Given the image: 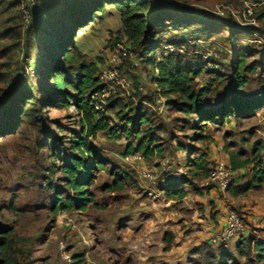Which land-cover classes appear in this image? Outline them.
<instances>
[{
    "label": "rangeland",
    "instance_id": "374dc122",
    "mask_svg": "<svg viewBox=\"0 0 264 264\" xmlns=\"http://www.w3.org/2000/svg\"><path fill=\"white\" fill-rule=\"evenodd\" d=\"M14 1L8 0V4ZM16 1L18 7L8 6L2 17V29H11L12 33L0 40L1 74L7 80L0 81V94L9 88L22 92L26 85L34 91L33 73L40 59L32 48L41 46L43 54L51 43L45 37L36 44L33 33H28L38 0L30 8L29 20L24 17L22 0ZM158 1L176 14L186 12L206 23L195 21L181 26L166 22L148 43L159 46L155 55L126 42L117 14H110L115 12L113 6H108L102 21L88 24L77 33L79 49L88 60L98 62L99 76L108 68L112 52L121 45L124 52L116 67L119 75L131 82L130 86L115 82L113 89L100 98L88 99L118 137L100 132L90 138L106 169L90 171L85 209L56 212L54 207L58 193L75 195L63 182L64 166L72 158V138L81 128L74 102L67 110L45 108L15 131L0 132V228L9 233L0 234V238L8 235L14 241L15 264H77L78 257L83 259L78 264H196L200 255H194L193 250L202 245L205 252L206 245L214 249V264H218L222 252L237 257L235 241H214L228 206L255 232L248 230L249 238L256 236L264 241V205L260 216L252 214L248 220L241 199L217 187L213 176L216 165L225 162L224 156L229 157L228 150L246 151L252 156L256 144L264 145V107L252 116L234 113L226 123L197 127L198 118L172 110L175 97L160 95L156 85L159 73L148 63L165 54L183 56L202 70L198 87H211L206 106L221 107L231 96L233 84L219 80L218 75H229L235 66L233 56L240 50L253 52L248 63L261 62L264 56V0ZM170 46L179 49L170 51ZM251 78L247 94L264 87V67H258ZM117 101L124 107H118ZM141 114H146L149 121L142 129L157 142L152 148H163L161 154L155 151L150 158L142 153L125 155L130 143L137 145L140 141L123 131L128 125L132 127L125 117L137 123ZM197 134H205L208 139L198 141ZM51 138H56L54 143ZM261 154L264 161V151ZM198 158L210 162L208 178L192 175L193 161ZM86 165L92 166L88 159ZM253 167L247 169V176L237 172L241 177L234 187L254 176ZM117 179L123 181V189H116ZM180 191L187 196L179 198ZM250 194L263 198L264 204V183ZM239 262L247 264L246 259Z\"/></svg>",
    "mask_w": 264,
    "mask_h": 264
},
{
    "label": "trees",
    "instance_id": "16d2710c",
    "mask_svg": "<svg viewBox=\"0 0 264 264\" xmlns=\"http://www.w3.org/2000/svg\"><path fill=\"white\" fill-rule=\"evenodd\" d=\"M18 5L16 0L11 4H8V0H0V40L3 36L12 33L11 29L4 30L1 27L5 11ZM108 6L116 7L121 16L122 36L134 49H141L150 55H155L159 46H151L148 43L158 33L159 28L165 27L166 22L173 25L181 24V26L193 24L195 21L206 23L198 16H191L186 12L176 14L168 8V5L159 3L158 0H38L28 33H33L31 37L36 44L42 43L45 37H48L51 43L43 54H40L41 46L37 45L32 48L34 50L31 49L38 51L37 57L40 59L39 66L33 73L34 91H30L26 85L22 92L9 88L0 94V132L15 131L23 122L37 118V112H43L45 108L60 107L67 110L72 102L75 103L80 115L81 128L79 134L72 138V158L63 169L65 175L63 182L75 195L64 197L62 193H58L54 199L56 212L74 207L85 209L86 202L89 201L86 187L90 183V171L94 168L106 169L104 162L101 161V153L91 146L90 138H96L100 132H110L114 137H118L117 131L110 126L92 102L88 101L92 99L90 96L100 95L106 86L98 74V62L88 60L76 42L78 31L97 20L102 21ZM233 32L246 33L245 30ZM244 51L245 53H241L240 50L233 56L235 66L232 67L229 75H218L219 80L232 82L233 91L217 109L206 106L211 87H198L202 70L195 68V65L189 63L186 58L171 53L163 55L158 61L148 60V63L153 65L159 73L156 85L160 95L168 99L175 97V100L171 102L172 110L190 118L194 116L198 118L197 127H206L217 121L226 123L230 120V115L234 113L244 117L255 115L264 107V87L259 88L254 94L245 92L251 82V75L257 72L258 67H264V56L261 62L255 60L248 63V57L254 53ZM73 72L76 75H72ZM0 81L7 82L1 74V64ZM117 106L124 107L119 101ZM123 111L121 110V113ZM125 119L132 127L128 128V125L123 131L129 137L140 138L137 145L130 143L126 147L125 155L133 156L142 153L150 158L155 151L160 154L163 152L161 145L155 146L156 150L152 148L157 144L154 136H148L142 129L143 125L149 122L146 114L138 116L137 123L127 117ZM196 137L198 141L208 139L205 134H197ZM55 140L56 138H51V143ZM258 144L255 145L252 156L246 151H227L232 171L240 172L243 176V169L254 165V176L251 180L235 187L233 183L229 186L228 191L235 197L246 196L252 189L261 188L264 183V161L261 154L264 151V145L258 146ZM87 159L92 166L86 165ZM193 166L191 173L194 177H209L210 162L206 158L195 159ZM123 187V181L117 179L116 189H123ZM178 194L179 198L187 196L185 191H180ZM6 232L7 230L0 228L1 235L9 234ZM234 243L237 244V257L234 258L229 251L222 252L218 264H240V259H246L247 264L264 262V241L258 237L243 236ZM14 246V241L8 235L0 238V264L17 262ZM206 246L208 247L206 252L203 245L193 250L194 255H200L199 262L196 264H204L206 260L208 261L206 264H214L216 261L214 249ZM11 253L12 255L9 256ZM76 259L77 264L83 261L79 257Z\"/></svg>",
    "mask_w": 264,
    "mask_h": 264
},
{
    "label": "built area",
    "instance_id": "2783aa9c",
    "mask_svg": "<svg viewBox=\"0 0 264 264\" xmlns=\"http://www.w3.org/2000/svg\"><path fill=\"white\" fill-rule=\"evenodd\" d=\"M23 6H26L24 9V17L26 20H29L31 18V7L35 5L34 0H22ZM126 42L131 45L130 42L127 41L125 38ZM118 46L115 48L114 52H112L111 57H110V62L108 68H105L103 70L102 74L100 75V79L102 80L103 84L106 86V88L102 91L100 95H104L106 92H109L113 89V84L115 82L125 86H130L131 82L126 76H121L118 73L116 65L119 64V59L120 55L124 52L123 47L118 44ZM130 47V46H129ZM129 47H127L129 49ZM132 47V45H131ZM130 47V48H131ZM176 48L179 49V47L175 46H170V51L175 50ZM169 49V47L167 48ZM127 50L125 49V52ZM99 94L96 96H90L92 99H95V97L98 99L100 98ZM136 155H133V157H136ZM215 172L213 173L214 178L216 179V184L217 187H219L222 190H227L229 186L236 182L238 179V183L240 182V177L241 176L237 173L232 171L229 161L225 162H220L219 165H216ZM248 225L247 223L243 220V217L238 214V212L232 207L228 206L225 212V217H224V223H223V228L222 230L216 235V238H214L215 242H227V241H239L243 236H248Z\"/></svg>",
    "mask_w": 264,
    "mask_h": 264
},
{
    "label": "crops",
    "instance_id": "0c3cea01",
    "mask_svg": "<svg viewBox=\"0 0 264 264\" xmlns=\"http://www.w3.org/2000/svg\"><path fill=\"white\" fill-rule=\"evenodd\" d=\"M114 7V6H113ZM116 7H114V11L115 12H112V11H110V14H113V13H115V14H117V16H118V18H119V26H120V28L122 29V21H121V16H120V14H119V12H118V10L116 9ZM106 12H108V10L106 11ZM105 16V15H104ZM84 53V52H83ZM224 160L225 161H229L228 160V158H227V156H224ZM249 167H246V168H244L243 169V171H244V173H243V175H245V176H247V174L249 175L250 174V172L249 171H247V169H248ZM253 171V170H252ZM252 178V177H251ZM251 178H249L247 181H249V180H251ZM263 184V183H262ZM253 190V191H252ZM249 193H248V195L251 193V192H254V191H256L257 189H252ZM216 191V190H215ZM217 192V191H216ZM247 196V195H246ZM257 195H254V194H250L249 196H247V197H235L234 196V198H236V199H241L240 201V203H241V207H243V209H245V208H247L246 209V211H245V214L247 215V219L249 220L250 218H251V215L252 214H254V215H258V216H260L259 214H260V212H261V208L263 209V202H262V199L263 198H260V197H256ZM245 206V207H244ZM250 209H251V211H250ZM258 210V213L256 212ZM250 211V212H249ZM248 217H250V218H248ZM254 219H255V217H254ZM222 223H224V221H222ZM222 228H223V226L221 227L220 226V229L219 230H216V234L217 233H219L221 230H222ZM250 230V229H249ZM252 231L250 230V233H251ZM252 233H255L254 231L252 232Z\"/></svg>",
    "mask_w": 264,
    "mask_h": 264
}]
</instances>
